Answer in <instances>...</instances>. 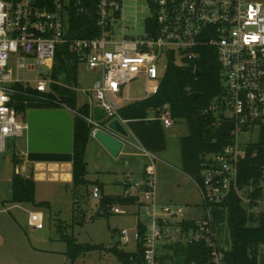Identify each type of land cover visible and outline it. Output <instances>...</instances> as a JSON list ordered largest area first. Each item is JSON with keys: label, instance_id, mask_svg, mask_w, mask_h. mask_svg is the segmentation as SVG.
<instances>
[{"label": "built area", "instance_id": "1", "mask_svg": "<svg viewBox=\"0 0 264 264\" xmlns=\"http://www.w3.org/2000/svg\"><path fill=\"white\" fill-rule=\"evenodd\" d=\"M126 0H0V153L6 142L26 137V120L20 119L13 105L17 85L29 87L14 80L11 66L33 69L45 67L50 74L48 82L39 81L31 88L40 93L51 91V85H64L51 78V70L58 48L68 47L78 61L87 65L98 79L91 89L82 90L94 98L84 121L90 126L89 137L96 139L101 132L123 145L126 137L111 127L115 121L125 134H131L136 147L150 164L145 166L142 181L133 183L125 196L139 198L134 215L143 214V222L137 221L130 236L129 230L119 234L123 244L130 237L142 242L144 264H159V245L180 243L193 245L204 243L210 249V261L206 264H223L222 246L218 230L227 214L223 204L234 194L248 213L259 215L258 205L264 206V165L258 181L250 179L239 186V163L247 154L250 144L241 142V135H248L264 127V4L262 0H144L150 16L144 20V36L132 39L122 36L116 39L115 24L120 19L121 5ZM71 13L92 15L95 18V36L67 38L66 31ZM207 54L216 57L220 68L221 94L208 107L215 118V128L223 122H231L232 129L227 144L218 153L203 157L199 176L190 179L200 196L199 209H192L190 217L181 206L159 204L155 190L154 162L156 154L147 151L119 116V110L131 104L125 87L138 77H143L148 87L146 93L154 95L164 71L166 57L173 55L181 64L195 61ZM25 60L33 63L25 65ZM75 90V89H73ZM149 95L146 98L152 96ZM144 98V99H146ZM125 104V105H121ZM98 109L105 121L91 114ZM72 116L75 111L62 108ZM164 129L174 124L169 104H164L153 117ZM256 189L262 196L253 199ZM133 190V192H131ZM94 199L102 196L98 185L89 189ZM113 214H122L119 205L110 208ZM144 228L139 231V225ZM28 225L41 230L43 218L39 213L29 215ZM227 247V246H226ZM225 247V248H226ZM224 248V249H225ZM264 249V247H261Z\"/></svg>", "mask_w": 264, "mask_h": 264}, {"label": "rangeland", "instance_id": "2", "mask_svg": "<svg viewBox=\"0 0 264 264\" xmlns=\"http://www.w3.org/2000/svg\"><path fill=\"white\" fill-rule=\"evenodd\" d=\"M262 3L264 4V0ZM149 16L150 10L144 0L124 1L120 19L114 27L115 38L121 39L123 35L132 39L144 36V20ZM31 63L32 60L24 62L25 65ZM163 65L165 63H161L158 68L160 77L164 73ZM11 68L14 80H19L31 88L39 81L50 80V74L45 67ZM97 79V75L90 72L87 65L81 62L77 64L76 82L73 86L78 107L90 102L93 106L97 103L94 98L90 100L89 95L81 92L91 89ZM147 87L145 79L138 77L125 87V95L131 99L130 103L143 100L152 95L146 93ZM187 135L188 128L183 122L165 129L166 150L155 155L158 161L154 162V170L157 202L161 205L181 206L190 215L192 209H199L200 196L194 183L182 172L179 141ZM124 137L127 141L117 157L112 156L95 138L90 137L86 147L85 179L100 185L105 195H122L125 188L118 183L125 179H130L134 184L141 182L145 166L150 164L136 148L138 144L134 137L128 133ZM257 139V132L250 136H240L241 142H256ZM25 153V136L9 139L5 151L0 153V264H120L113 254L106 252L107 249L117 246V249L127 253L136 252V242L130 237L128 243L123 244L119 234L122 230H129L131 236L137 221L143 222V214H131L137 209L135 206H121L122 214H113L110 210L100 208L99 199H94L87 188L78 190L74 196L72 186L56 183L49 193V185L40 184L35 202L47 200L51 202L50 208L39 209L43 215L42 230L29 226L28 211L11 208L12 204L6 202L11 194L13 157L20 162V166L27 162ZM16 168L19 175L25 176L29 173L28 170L22 173L18 166ZM168 196L171 200H167ZM1 200H5L4 203ZM27 207L35 210L32 206ZM257 208L264 210L262 205ZM218 234L222 248L230 246L225 219ZM70 239L76 245H96L99 250L85 252L71 259L66 243Z\"/></svg>", "mask_w": 264, "mask_h": 264}, {"label": "trees", "instance_id": "3", "mask_svg": "<svg viewBox=\"0 0 264 264\" xmlns=\"http://www.w3.org/2000/svg\"><path fill=\"white\" fill-rule=\"evenodd\" d=\"M95 18L92 15H76L71 13L68 22L67 38H90L95 36ZM166 66L156 93L146 99L133 102L119 110V116L126 120L127 126L139 143L150 153L160 154L166 150L165 129L153 117L164 104H169L174 124L183 122L188 128V135L180 139L182 172L190 179L199 176L201 162L205 155L218 153L227 144V139L214 135L215 118L208 112L211 101L221 94L220 68L216 57L207 54L195 61H184L179 64L173 55L166 57ZM78 57L68 50L67 46L58 48L51 70L52 80L57 81L58 75H65L64 85H51V91L40 93L31 88L17 85L13 95V105L20 119L26 120V112L30 109L59 110L68 108L75 111L73 116V153L71 162L72 188L74 196L78 190L89 189L93 185L85 179V151L89 141L90 126L83 117L89 114L87 104L77 107L73 84ZM200 75L197 76L195 71ZM70 81V83H68ZM198 94L192 101L189 96ZM14 168L19 161L13 157ZM264 165V127L260 128L258 139L250 144L247 154L239 163V186H244L250 179L261 178V167ZM144 174V173H143ZM142 174V175H143ZM11 194L9 203L12 205H36L35 181L32 175L22 176L13 172L11 177ZM102 196L98 206L110 210L113 205L134 206L139 198L136 196L105 195L98 185ZM124 191L130 185H123ZM89 187V188H88ZM262 196L256 189L251 195L253 199ZM41 203L39 206H44ZM224 211L218 213L223 218L227 214V228L230 246L222 249L223 264H258V251L264 247V212L259 215L248 213L242 202L231 194L223 204ZM142 234L143 226L139 225ZM69 256L75 259L79 254L99 250L96 245H76L68 240ZM135 253H127L117 246L106 250L113 254L120 264H144L142 242L136 243ZM174 252L182 258L183 264H206L210 261V249L204 244L174 245ZM161 257L159 264H165Z\"/></svg>", "mask_w": 264, "mask_h": 264}, {"label": "water", "instance_id": "4", "mask_svg": "<svg viewBox=\"0 0 264 264\" xmlns=\"http://www.w3.org/2000/svg\"><path fill=\"white\" fill-rule=\"evenodd\" d=\"M195 74L200 75L196 70ZM57 79L64 83L66 76L58 75ZM189 98L194 101L198 94H191ZM26 161L29 163H71L73 153V116L66 110H40L30 109L26 112ZM231 122H223L214 129L217 137L228 136L232 129ZM114 130L125 135L122 127L114 122ZM96 140L114 157H117L122 144L115 139L97 133ZM118 184L130 185L131 180L125 179ZM258 264H264V249L258 251Z\"/></svg>", "mask_w": 264, "mask_h": 264}, {"label": "crops", "instance_id": "5", "mask_svg": "<svg viewBox=\"0 0 264 264\" xmlns=\"http://www.w3.org/2000/svg\"><path fill=\"white\" fill-rule=\"evenodd\" d=\"M75 94H76V92H75ZM91 114L93 115V117L95 119L102 121V122L105 121L103 114L101 113L100 110L93 108V109H91ZM17 166L20 167V170L22 173L26 172L28 170L29 173L25 176H28V175L33 176V180L35 181V197H36L38 187L40 186V184L42 185V184L47 183L49 185V191H48L49 193L52 192L53 185L56 183L64 184L66 186H72L71 163H40V162H38V163H29L27 165V162H26L24 164H21L20 166L19 165H17ZM13 170H14L13 172L19 174L18 168L14 169V167H13ZM10 182H11V178H10ZM111 196H113V195H111ZM115 196H117V195H115ZM9 199H10V196L8 199H6V202H8ZM167 200H171V197L168 196ZM4 201L5 200H1L2 203H4ZM41 203H45V205L39 206ZM50 204H51V202L44 200V201H36V205H38V206H33L30 204L12 205L11 208H15V209H19V210L22 209L23 211H28L29 215L31 213H39V214H41V216L43 218V215H42V213H40L39 209H40V207H44V208L49 209ZM27 206H32L33 209H35V210H29L27 208H30V207H27ZM131 214L134 215V212H132ZM188 216L190 217V215H188ZM28 220H29V217H28ZM176 244H180V243L167 244L166 242L162 241L161 244L159 245V260L161 259V257H164L165 258V261H164L165 264H183L182 258H180L174 252V245H176Z\"/></svg>", "mask_w": 264, "mask_h": 264}, {"label": "bare ground", "instance_id": "6", "mask_svg": "<svg viewBox=\"0 0 264 264\" xmlns=\"http://www.w3.org/2000/svg\"><path fill=\"white\" fill-rule=\"evenodd\" d=\"M67 177V176H66Z\"/></svg>", "mask_w": 264, "mask_h": 264}]
</instances>
